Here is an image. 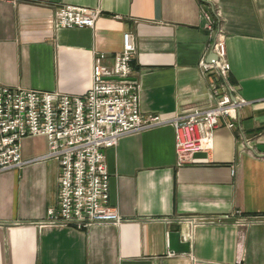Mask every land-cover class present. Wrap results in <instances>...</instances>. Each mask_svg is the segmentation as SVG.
<instances>
[{
  "label": "crops",
  "instance_id": "1",
  "mask_svg": "<svg viewBox=\"0 0 264 264\" xmlns=\"http://www.w3.org/2000/svg\"><path fill=\"white\" fill-rule=\"evenodd\" d=\"M66 2L99 6L95 25L56 28L55 9ZM204 4L217 9L213 36ZM125 31L136 45L131 77L140 82L142 113L171 117L214 102L216 74L198 62L211 58L218 33L228 77L248 102L234 126L220 118L213 147L188 163H177L170 123L104 147L109 202L123 217L117 224L39 225L58 201L59 163L39 158L44 134L22 138L23 165L0 169V264H264V0H0V84L83 94L94 51L110 62ZM190 214L227 216L193 225L178 219ZM241 216L245 225L236 223ZM170 230L180 231L188 251L169 249Z\"/></svg>",
  "mask_w": 264,
  "mask_h": 264
},
{
  "label": "built area",
  "instance_id": "2",
  "mask_svg": "<svg viewBox=\"0 0 264 264\" xmlns=\"http://www.w3.org/2000/svg\"><path fill=\"white\" fill-rule=\"evenodd\" d=\"M212 9L216 8L204 4L201 11L211 36ZM55 10L56 28L93 27L101 12L99 6L72 2L60 4ZM122 37V47L111 54L110 62L105 61L107 52L94 51L92 83L83 94L0 84V169L23 165L20 142L27 135L44 134L48 148L39 158H54L59 163L58 201L46 208L44 218L38 221L41 226L88 228L93 224L121 222L123 217L109 202L110 172L104 147L113 146L129 132L170 123L174 127L177 163H188L196 153L209 152L213 147V134L220 118L228 117L227 126H234L240 108L248 102L228 77L225 36L218 33L207 47L213 57L208 59L204 53L198 62L203 72L216 74L210 85L214 102L180 107L171 117L158 112L142 113L140 82L131 77L136 45L130 31ZM224 216L227 214H190L178 219L193 225L219 221ZM247 222L244 216L236 219L240 225ZM242 235L240 230L239 236Z\"/></svg>",
  "mask_w": 264,
  "mask_h": 264
},
{
  "label": "water",
  "instance_id": "3",
  "mask_svg": "<svg viewBox=\"0 0 264 264\" xmlns=\"http://www.w3.org/2000/svg\"><path fill=\"white\" fill-rule=\"evenodd\" d=\"M213 57V53L211 55V58ZM168 240H169V249L173 251L177 250H189V242L182 240L180 238V231L179 230H170L168 232Z\"/></svg>",
  "mask_w": 264,
  "mask_h": 264
}]
</instances>
